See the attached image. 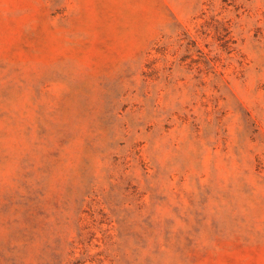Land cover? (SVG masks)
<instances>
[{
  "label": "rangeland",
  "instance_id": "obj_1",
  "mask_svg": "<svg viewBox=\"0 0 264 264\" xmlns=\"http://www.w3.org/2000/svg\"><path fill=\"white\" fill-rule=\"evenodd\" d=\"M0 264H264V0H0Z\"/></svg>",
  "mask_w": 264,
  "mask_h": 264
}]
</instances>
